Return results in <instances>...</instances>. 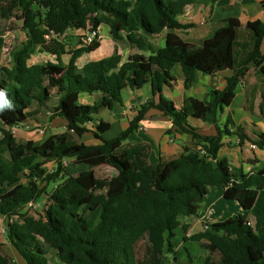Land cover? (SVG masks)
Listing matches in <instances>:
<instances>
[{
  "label": "trees",
  "instance_id": "1",
  "mask_svg": "<svg viewBox=\"0 0 264 264\" xmlns=\"http://www.w3.org/2000/svg\"><path fill=\"white\" fill-rule=\"evenodd\" d=\"M214 1L0 0L1 17L20 23L26 35L13 54V67L0 60V92L8 101L0 102L1 122L8 127L24 124L37 102L50 109L53 117L68 123V132L51 135L31 147L18 142L11 132L0 138V215L15 219L8 223L6 235L24 264H168L169 254L170 264H181L173 243L176 230L182 227L187 232L182 218L196 213L197 204L211 186L224 187V197L238 200L244 212L206 223L203 231L184 239L198 241L208 251L201 264H264V165L244 172L219 156L222 135L231 133L229 125H234L228 118L221 129L222 113L233 102L246 71L264 61V22L249 24L253 48L227 79V86L209 92L208 101L191 97L177 108L163 94L165 85L176 82L171 72L175 64L184 70L186 87L196 80L198 71L212 74L234 68L242 28L239 18H227L200 47H191L175 32L192 26L178 19L187 5ZM261 5L264 10V0ZM101 24L109 26L114 38L122 39L126 33V38L140 47H145V42L135 31L169 32L165 46L149 57L134 54L122 61L116 49L78 67L75 62L80 55L98 48L96 40L73 50L70 62L64 64L60 58L66 43L55 38L63 37L69 29L91 31ZM4 46V32L0 31V54ZM38 47L57 54L58 61L30 64ZM260 69L264 73V65ZM146 84L151 86L152 96L140 107L137 121L117 136L103 138V124L97 115L122 104L124 89ZM81 93H99V98L84 104ZM259 107L264 117V90ZM150 109L170 117L173 128L169 134L173 129L190 134L196 147L153 164L145 146L126 144ZM190 117L214 124L217 133L201 134ZM89 122H94L101 143L87 145L71 138V132L81 135L88 131ZM235 129L240 143L250 141L264 150V131L249 134L241 126ZM65 159L92 168L71 173ZM54 160L53 171L46 173L43 165ZM101 165L113 169L114 174L99 176L93 167ZM28 168L45 175L43 179L49 184L58 182L54 190H41L35 182L21 183ZM44 192L49 195L42 210H18ZM47 247L55 251L56 263ZM215 252L219 259L212 257ZM0 264H17L2 243Z\"/></svg>",
  "mask_w": 264,
  "mask_h": 264
},
{
  "label": "crops",
  "instance_id": "2",
  "mask_svg": "<svg viewBox=\"0 0 264 264\" xmlns=\"http://www.w3.org/2000/svg\"><path fill=\"white\" fill-rule=\"evenodd\" d=\"M261 2L262 0H216L208 3L195 2L187 5L184 11L179 14L178 19L181 23L191 24L192 26L185 29H176L175 32L191 47L202 46L204 40L216 29L221 27L224 24V21L229 17L239 18L242 22V28L236 43L234 68L223 69L212 74L198 71L196 73V80L191 86L186 87V77L182 66L180 64H175L173 66L171 72L175 75L176 82L173 86L165 85L163 87V94L165 97L172 100L177 108L183 107L186 99L191 97L206 102L209 100V92L211 90H223L227 86V79L236 73L247 54L253 48V34L248 28L249 24L255 21L264 22V10ZM100 26L101 28L103 27L101 32L104 34V39L99 42L98 48L94 51L84 52L77 58L75 63L78 67H82L88 62L98 59L86 60L87 58L84 57L87 54L92 57H95L99 53H102V57L106 55L109 56L116 49L122 55V61L127 60L134 54H142L145 57H149L155 52V50L165 46L169 32L167 29L156 34H147L142 30L135 31L134 34L137 37L143 38L145 42V47H140L136 43L129 41L126 38V33L123 34L124 37L122 39H116L110 35L111 32L108 25L101 24ZM88 32L89 30L87 29H69L64 36L72 34L75 37L84 39ZM50 38L51 37L48 39ZM38 49L40 48L38 47ZM72 51L73 49H71V51L66 50L65 53L61 54L60 59L64 64L70 62ZM261 52L264 54V40L261 45ZM53 56H55L57 60L51 59L49 61L57 62V54ZM47 62H36L32 60V57L29 59L30 64H42ZM263 65L264 61L259 63L258 66L251 67L246 71L237 88L233 102L224 109L219 121L221 129H223L228 118H231L234 121L233 126L229 125L231 133L222 135V146L219 150V156L221 158H227L229 163L235 167H242L244 172H252L264 165V150L257 145L256 147H253V143L250 141L240 143V139L235 133V126L243 127L249 134L264 131V117H262L259 107L261 93L264 90V73L260 69ZM52 92L55 91L53 90ZM122 96V104H117L113 109H103L96 117V119L102 121L104 129L102 137L105 139L117 136L122 131L130 128L137 121L140 107L143 104H146L152 96L151 86L146 84L143 87L135 89L128 87L122 91ZM98 98L99 93H81L80 95V100L84 104H93ZM48 120H51L52 123L59 121L68 125L66 119L62 117H53L50 109L46 106H41L36 102L30 108L29 116L24 124L14 127L4 126L9 129L17 128L20 136L24 139L38 140L39 138L36 137L33 128L39 125L38 122H47ZM189 121L201 134L215 135L217 133L214 124L192 117H190ZM86 126L88 131L81 135L73 132L76 136H72L71 133V138L87 145L101 143L102 140L95 131L94 122H89ZM140 126H144L145 129H141ZM140 126L136 132L130 135L126 144L145 146L149 153V160L153 164L167 162L181 155L186 150L185 148L193 149L196 147L190 134L176 129H173V132L169 134L168 131L173 128L170 117L156 109L148 110L144 119L140 122ZM109 133H112L113 135L108 136ZM236 139L238 140V143L236 142ZM232 141H235L234 145L230 144ZM198 147L201 146L198 145ZM54 166L55 160L45 163L43 168L47 173V171ZM25 173L26 174L22 176L33 174L38 176L40 180L45 176L38 172L36 173V171L34 172L31 168L26 169ZM21 180L22 177L20 182ZM224 192V187H209L208 194L197 204L196 213L182 218V225L187 226L188 230L187 232H184L183 228L179 227L173 238V243L176 247L177 256L181 264H183V262L181 261L182 258L179 256L176 238H179L181 247L187 249L185 259L188 257L192 264L198 260L197 264H201L205 258L202 260L201 256L198 255L200 254L198 253V248H200L198 245H200V242L192 240L186 241L184 237H190L193 234L203 231L206 223L223 220L244 212L241 203L236 199H226L224 197ZM227 200H230L228 201L230 203L227 204L228 209L225 210L224 206L221 207V205H224V202ZM233 200L236 202V205L231 203ZM33 201L34 200H31L30 202L22 204L18 210L22 213L29 211L30 208L28 207H31L30 204L32 203L34 206ZM228 202H225V204ZM1 216L9 218L5 215ZM6 241L8 243V240ZM0 243L3 244V248L13 256L18 264H24L21 257L15 252L9 243L10 246H8L6 242ZM191 243H197V248L193 251L190 247ZM215 256L220 258V255L216 252L212 254V257L214 259H219L215 258ZM169 257L172 256L169 254ZM72 264L81 263L75 262Z\"/></svg>",
  "mask_w": 264,
  "mask_h": 264
},
{
  "label": "rangeland",
  "instance_id": "3",
  "mask_svg": "<svg viewBox=\"0 0 264 264\" xmlns=\"http://www.w3.org/2000/svg\"><path fill=\"white\" fill-rule=\"evenodd\" d=\"M20 25H21L20 23H15V21L11 19H5L1 17L0 15V31L4 32V38H5V46L1 51L0 60L2 64L8 67L14 66L15 63H14L13 54L16 50L21 48L22 43L26 40L25 33L21 29ZM102 29L103 27L101 28V30ZM101 30H100V38L97 40L98 42H101L104 39V34L103 32H101ZM55 39H57L60 42H65L67 51H71V49L76 50L78 48H81L82 46H85L84 39L75 37L72 34H69V36L56 37ZM53 55H56V54H54L51 51H47L45 49L40 48V49H37L36 52L33 53L31 57H32V60L36 62H47L51 59L57 60V58ZM104 57H107V55L102 57V53H99L95 57H92L91 55L87 54L85 55L84 58H87L86 60H93V59L98 58L96 60H99ZM38 123L39 125L35 126L33 129L35 131L36 137L39 139L34 140V139H24L22 136H20L19 130L17 128L9 129L8 127L4 126V124L0 120V138L4 137L8 132H11L17 138L18 142L31 147L35 142H43L53 134H61V133L68 132V125L63 122L58 121V122L52 123L51 120H48L47 122H38ZM71 133H72V136L74 137L76 136V134H73V132ZM112 135H113L112 133L108 134V136H112ZM236 142L238 143V140ZM230 144L234 145L235 141L230 142ZM65 166L67 170L70 171L71 173H78L79 171H82L84 169L92 168L91 166L87 164H77L70 159H66ZM93 168L95 169L96 173L99 176H107V175L114 174V170L105 165L104 166L101 165V166L93 167ZM21 182L25 185L30 184V182H35L37 185H39V189L47 190V192H52L58 183V182L57 183L52 182L49 184L48 182L44 181V179L40 180L38 176H35L33 174L22 176ZM48 195H49L48 193L44 192L43 194H41V196L37 197V199H34L33 201L34 206L28 207L30 208L29 211L34 213V211L36 212L37 210L38 211L42 210L48 202ZM228 201L230 200H227L225 202H228ZM225 202H224V205H221V207L224 206V209L227 210L228 209L227 204H229L230 202L226 204ZM231 203L236 205V202L234 200ZM14 220L0 215V242H6L8 246L10 245L8 244L9 242L7 243L6 241L7 240V235H6L7 234L6 233L7 223L13 222ZM176 242L178 246L179 256L182 258L181 261L183 262V264H192V262L190 261L188 257L185 259L187 255V249L181 247L179 238H176ZM142 244L143 243H141L139 247V250L141 252L143 251ZM190 247L192 248L191 249L192 251L195 250L197 248V243H191ZM198 247H200L198 248V251H199L198 253H200L198 255H200L203 260L205 256L208 254V251L203 248V244L201 243L200 245H198ZM47 251H48V255L50 259L56 263L57 257H56L55 251L50 247H47ZM168 258L169 259L167 260V262L168 264H170L172 257H168ZM215 258H219V257L215 256ZM197 262L198 260H196V262H194L193 264H197Z\"/></svg>",
  "mask_w": 264,
  "mask_h": 264
},
{
  "label": "built area",
  "instance_id": "4",
  "mask_svg": "<svg viewBox=\"0 0 264 264\" xmlns=\"http://www.w3.org/2000/svg\"><path fill=\"white\" fill-rule=\"evenodd\" d=\"M100 30H101V26H98L97 29L89 31L84 38V44L89 45V44L93 43L94 41L98 40L100 38ZM53 35L58 36L55 33H53ZM47 37L49 38L50 36L48 35ZM140 127H141V129H145L144 126H140ZM252 146L256 147L255 144H252ZM64 164H66V159L64 160ZM49 171L52 172L53 169L51 168V169H49ZM30 206H33V204L31 203ZM249 224H252V222H249ZM63 264H65V263H63Z\"/></svg>",
  "mask_w": 264,
  "mask_h": 264
},
{
  "label": "clouds",
  "instance_id": "5",
  "mask_svg": "<svg viewBox=\"0 0 264 264\" xmlns=\"http://www.w3.org/2000/svg\"><path fill=\"white\" fill-rule=\"evenodd\" d=\"M0 102H2L3 104H7L8 101L4 99V93L0 92Z\"/></svg>",
  "mask_w": 264,
  "mask_h": 264
},
{
  "label": "water",
  "instance_id": "6",
  "mask_svg": "<svg viewBox=\"0 0 264 264\" xmlns=\"http://www.w3.org/2000/svg\"><path fill=\"white\" fill-rule=\"evenodd\" d=\"M177 262H175V264H176Z\"/></svg>",
  "mask_w": 264,
  "mask_h": 264
}]
</instances>
